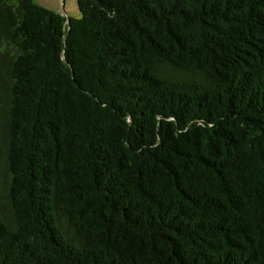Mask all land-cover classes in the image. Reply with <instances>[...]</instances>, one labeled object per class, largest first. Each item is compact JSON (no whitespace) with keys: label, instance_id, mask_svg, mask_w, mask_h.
Returning a JSON list of instances; mask_svg holds the SVG:
<instances>
[{"label":"trees","instance_id":"obj_1","mask_svg":"<svg viewBox=\"0 0 264 264\" xmlns=\"http://www.w3.org/2000/svg\"><path fill=\"white\" fill-rule=\"evenodd\" d=\"M76 5L0 0V264H264V0Z\"/></svg>","mask_w":264,"mask_h":264},{"label":"rangeland","instance_id":"obj_2","mask_svg":"<svg viewBox=\"0 0 264 264\" xmlns=\"http://www.w3.org/2000/svg\"><path fill=\"white\" fill-rule=\"evenodd\" d=\"M37 4L42 5L54 12L67 17H79V11L76 0H34ZM7 79V78H6ZM7 80H4L0 86V180L2 179V155L1 147L4 138L5 117L4 110L6 105Z\"/></svg>","mask_w":264,"mask_h":264},{"label":"water","instance_id":"obj_3","mask_svg":"<svg viewBox=\"0 0 264 264\" xmlns=\"http://www.w3.org/2000/svg\"><path fill=\"white\" fill-rule=\"evenodd\" d=\"M68 22V21H67ZM69 26V25H68Z\"/></svg>","mask_w":264,"mask_h":264}]
</instances>
